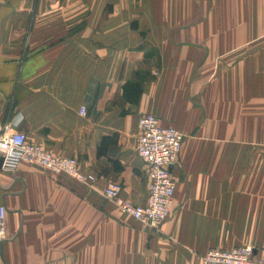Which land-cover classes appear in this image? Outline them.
Listing matches in <instances>:
<instances>
[{
	"label": "crops",
	"instance_id": "crops-1",
	"mask_svg": "<svg viewBox=\"0 0 264 264\" xmlns=\"http://www.w3.org/2000/svg\"><path fill=\"white\" fill-rule=\"evenodd\" d=\"M146 114L184 136L159 232L103 193L146 203ZM6 126L94 181L1 168L0 264H201L246 245L264 260V0H0Z\"/></svg>",
	"mask_w": 264,
	"mask_h": 264
},
{
	"label": "built area",
	"instance_id": "built-area-1",
	"mask_svg": "<svg viewBox=\"0 0 264 264\" xmlns=\"http://www.w3.org/2000/svg\"><path fill=\"white\" fill-rule=\"evenodd\" d=\"M85 109L81 108V113ZM7 126L0 130V159L2 169L15 170L22 162L38 164L54 174H66L83 182H93L94 178L83 174L75 158L53 156L38 145L30 144L22 132L6 133ZM138 137L136 154L142 159L147 173V199L144 205H135L120 197L121 188L109 184L104 196L112 200L122 214L130 216L150 230L159 232L169 218L175 183L171 167L177 160L183 141V134L172 127H164L159 119L146 114L137 120ZM6 208L0 205V256L2 244L7 238L5 230ZM201 264H264L255 259L251 246H239L209 250L201 259Z\"/></svg>",
	"mask_w": 264,
	"mask_h": 264
},
{
	"label": "rangeland",
	"instance_id": "rangeland-1",
	"mask_svg": "<svg viewBox=\"0 0 264 264\" xmlns=\"http://www.w3.org/2000/svg\"><path fill=\"white\" fill-rule=\"evenodd\" d=\"M180 152V151H179ZM179 154V153H178ZM178 157V156H177ZM118 208V207H117ZM118 211H119V214H122L121 212H120V210L118 209ZM144 226V225H143ZM146 227V226H145ZM147 228V227H146ZM149 229V228H148ZM150 230V229H149ZM152 231V230H151ZM249 246V245H248ZM252 247V246H251ZM253 248V247H252ZM253 250H254V248H253Z\"/></svg>",
	"mask_w": 264,
	"mask_h": 264
},
{
	"label": "water",
	"instance_id": "water-1",
	"mask_svg": "<svg viewBox=\"0 0 264 264\" xmlns=\"http://www.w3.org/2000/svg\"><path fill=\"white\" fill-rule=\"evenodd\" d=\"M1 165H2V159H0V169H1Z\"/></svg>",
	"mask_w": 264,
	"mask_h": 264
},
{
	"label": "trees",
	"instance_id": "trees-1",
	"mask_svg": "<svg viewBox=\"0 0 264 264\" xmlns=\"http://www.w3.org/2000/svg\"><path fill=\"white\" fill-rule=\"evenodd\" d=\"M134 86H136V85H134Z\"/></svg>",
	"mask_w": 264,
	"mask_h": 264
}]
</instances>
